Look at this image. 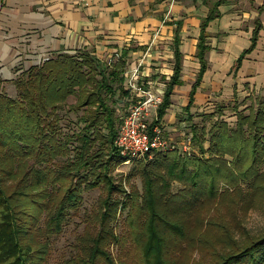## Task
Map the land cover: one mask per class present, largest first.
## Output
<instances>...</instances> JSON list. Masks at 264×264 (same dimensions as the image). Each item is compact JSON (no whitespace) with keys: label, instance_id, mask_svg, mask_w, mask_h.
Here are the masks:
<instances>
[{"label":"trees","instance_id":"obj_1","mask_svg":"<svg viewBox=\"0 0 264 264\" xmlns=\"http://www.w3.org/2000/svg\"><path fill=\"white\" fill-rule=\"evenodd\" d=\"M227 2L216 0L201 24L196 54L200 69L186 112L208 70L207 28L218 17L217 8ZM262 30V22L256 19L250 45L231 70L234 75L257 49ZM173 51V73L154 125L163 120L175 88L182 85L183 56L177 36ZM127 55L128 50H123L118 60L108 64L92 52L57 54L18 75L15 98L1 89L0 79V264H47L51 238L60 235L72 213L83 207L84 193L95 189L106 192L98 211L88 216L98 229L86 225L77 241V255L65 264H116L107 252L112 242L122 250L118 264H126L130 242L145 264H180L174 260L176 255L198 245L190 227L206 201L222 195L220 182L243 183L252 194L264 195V96H248L251 102L245 113L239 110L236 87L231 106L234 126L221 118L228 106L202 114L203 120L211 121L210 128L190 126L198 155L175 148L146 157L126 176L128 182L139 179L141 189L133 186L125 194L123 180L115 183L111 172L126 162L115 141L122 122L120 103H130L123 77ZM71 97L76 99L74 104L68 103ZM64 110L81 113L77 132H64L60 115ZM174 184L181 186L177 192L172 191ZM115 193L126 198H115ZM119 210L127 212L129 229L120 239L111 227ZM221 225L214 219L207 222L215 230ZM214 243L220 247L209 257V264H264V234L238 242L228 233L217 237L216 230Z\"/></svg>","mask_w":264,"mask_h":264},{"label":"crops","instance_id":"obj_2","mask_svg":"<svg viewBox=\"0 0 264 264\" xmlns=\"http://www.w3.org/2000/svg\"><path fill=\"white\" fill-rule=\"evenodd\" d=\"M251 1L257 10L256 19L263 25L264 21L259 16L264 14V7L262 13L259 12V8L264 6V0ZM215 2L216 0L211 4L209 0H202L198 4L182 3L179 0H0V79L3 81L1 89L13 86L15 90L14 81L18 75L57 54L92 52L98 58L104 54L120 58L123 50H128L127 57L137 54L136 62L147 54L140 68L141 75L148 84L152 83L155 89L162 90L164 88L158 85V79L153 77L162 71L160 67L163 64V57L170 59L174 64L173 47L176 36L179 37L180 52L183 56L182 73L188 67H194L198 74L200 63L196 54L201 24L208 18ZM230 3L231 0H228L226 4L217 8L219 15L207 28L208 44L211 47L207 53L208 70L197 89L191 109L194 106L196 109L199 107L205 89H208L206 80L211 72L209 68L221 69V65H216L213 61L219 47L213 46L210 41L214 38L212 31L216 25L229 16L223 8ZM253 29L254 24L252 29L246 32L249 45ZM262 32L264 25L260 35ZM130 44H136L135 48L138 49L136 51L131 49ZM249 45L243 47L238 42L234 44L237 57L230 67L233 83L238 80L237 73L241 69L236 75L231 70L236 59ZM128 67L127 63L125 70ZM170 76L167 77L168 80ZM195 81L190 84L183 76L182 85L174 90L172 104L175 94L185 90L184 92H187L185 108L189 104L190 92ZM171 107L168 110H171ZM168 113L160 124L164 132L167 130L172 133L177 131L176 127L172 128L164 123L170 117ZM173 114L172 118H175V113ZM179 129H183L181 124ZM178 135L187 136L185 132Z\"/></svg>","mask_w":264,"mask_h":264},{"label":"rangeland","instance_id":"obj_3","mask_svg":"<svg viewBox=\"0 0 264 264\" xmlns=\"http://www.w3.org/2000/svg\"><path fill=\"white\" fill-rule=\"evenodd\" d=\"M182 3H201L202 0H179ZM213 0H209V4ZM223 11L229 15L226 20L220 21L212 36L214 37L210 43L219 47L216 56L213 57L215 64H220L221 69L209 68L211 72L207 77V87L205 94L200 102L199 107L196 109L194 106L189 114L184 110V106L187 104V92L179 91L174 97L171 110L167 113L170 117L164 121L168 126L175 128L177 131L166 130L165 135L174 144L175 148L180 150L182 154H194L198 155L199 151L192 145V142H188L186 136L178 135L181 132L189 133L190 126L193 123L204 125L207 129L210 128V120H203L202 114H210L217 110L221 105L228 106L225 109L224 115L221 117L227 121L231 126H234L236 122V115L231 110V106L234 103L233 89L236 86V96L238 104H240L239 110L248 113L246 109L251 100L248 96H264V32L261 33L258 47L255 52L247 57L241 70L237 73V81L233 83L231 80L232 73L230 72L231 63L237 57L234 44L236 42L242 44L243 47L249 45L247 31L251 30L254 24V20L257 17V10L253 6L251 0H231L230 5L223 8ZM264 21V14L259 16ZM237 19V20H234ZM174 20V18H172ZM264 25V24H263ZM245 31V32H244ZM192 33V32H191ZM238 40V41H237ZM131 45L135 51V45ZM242 47V48H243ZM142 49V47H139ZM234 48V51H233ZM133 50V52H134ZM238 50V49H237ZM101 60L104 63H114L118 57L114 55L104 54L100 55ZM127 63L132 66L137 60V54L127 57ZM169 60V61H168ZM217 61V62H216ZM163 64L161 72L153 77L158 79V85L164 88L168 81L167 77L171 75L173 69V62L170 59L163 57ZM219 62V63H218ZM182 77L193 83L197 77V70L194 67H188L183 70ZM10 97H16V89L13 90V86L3 90ZM76 99L74 97L69 98L68 103L74 104ZM119 106V105H118ZM117 106V107H118ZM119 114L122 116L124 110L127 109L123 103H120ZM175 113V118L173 117ZM62 126L64 132L71 133L77 132L80 128L78 117L81 113H70L67 110L61 111ZM170 120V122H169ZM179 124L183 129H179ZM208 143L205 144V147ZM186 150L188 152H186ZM145 158L132 160L130 163H122L114 168L111 172L115 183H119L121 180L125 194L131 192L133 186L141 189V183L139 179H132L130 182L126 181V176L133 172L137 164ZM264 171V168H263ZM181 186L174 184L172 187L173 192H177ZM105 190L95 189L90 192L84 193L83 207L80 210L69 217L68 224L64 227L63 232L54 236L50 240L51 254L47 264H65L66 261L70 260L77 255V241L86 231V225L92 226L94 229H98L93 223H90L88 216L98 211V204L101 196ZM218 192L222 195L212 201H206L204 206L200 208V211L196 214V221L194 225H191L192 234L195 240H199L201 244L194 248L187 249L184 254H177L176 259L180 261V264H209L212 260L209 258L217 249L220 247L214 243V238L220 233H228L231 238L235 241L240 242L244 237L261 236L264 234V195L251 193L246 185L243 183L230 185L226 184L225 181L220 182L218 186ZM106 193V192H105ZM115 198L125 199L126 196L120 193H115ZM126 211L121 212L120 210L116 214L111 227L114 230L115 237L120 239L121 236L126 235L128 232V226L126 225ZM214 219L221 223V226H216V230L212 227L207 226V222ZM87 222V224H86ZM221 228V229H220ZM199 238V239H198ZM185 246V244H183ZM107 252L114 260L116 264L120 262L122 258V250L119 243L112 242L107 248ZM126 264H145V261L138 249L135 248L131 242L126 247Z\"/></svg>","mask_w":264,"mask_h":264},{"label":"built area","instance_id":"obj_4","mask_svg":"<svg viewBox=\"0 0 264 264\" xmlns=\"http://www.w3.org/2000/svg\"><path fill=\"white\" fill-rule=\"evenodd\" d=\"M146 55L129 66L123 74L124 88L130 95V103L121 116L115 146L120 156L126 159L125 163L146 157L151 159L154 153H167L175 149L161 124L154 125L166 90L155 89L152 83L148 84L143 79L140 68ZM185 134L190 143L192 133Z\"/></svg>","mask_w":264,"mask_h":264}]
</instances>
